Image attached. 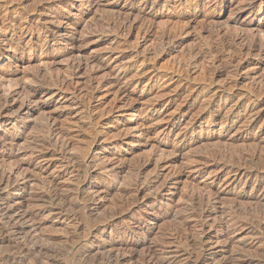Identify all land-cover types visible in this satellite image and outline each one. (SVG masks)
Wrapping results in <instances>:
<instances>
[{
  "label": "rangeland",
  "instance_id": "1",
  "mask_svg": "<svg viewBox=\"0 0 264 264\" xmlns=\"http://www.w3.org/2000/svg\"><path fill=\"white\" fill-rule=\"evenodd\" d=\"M71 70L69 89L94 92L103 115L101 142L87 157L93 131L72 91L54 83ZM176 72L181 78L170 80ZM2 73L12 79L0 78V97L10 93L0 111V178L16 185L0 208L19 212L13 220L25 223L26 235L15 240L9 219H0V264H103L104 246L132 257L128 264L151 254L152 264H192L203 255L196 244L203 235L210 264H242L243 256L264 264V0H0ZM236 111L242 120L226 122ZM47 115L72 129L66 148L46 139ZM124 136L122 150L133 152L126 158L115 144ZM159 147L178 152L174 173L189 178L177 182L171 169L148 166L149 156L166 159ZM236 154L254 156L247 165L257 184L228 182L225 164ZM82 160L87 176L74 168ZM157 176L136 196V179L144 188ZM50 192L87 214L62 213L44 200ZM191 194L217 196L218 213L196 223Z\"/></svg>",
  "mask_w": 264,
  "mask_h": 264
},
{
  "label": "bare ground",
  "instance_id": "2",
  "mask_svg": "<svg viewBox=\"0 0 264 264\" xmlns=\"http://www.w3.org/2000/svg\"><path fill=\"white\" fill-rule=\"evenodd\" d=\"M147 2V1H146ZM149 2V1H148ZM147 2V3H148ZM156 2V1H155ZM154 2V3H155ZM189 2V1H188ZM197 3V2H195ZM192 4V2H189L188 5ZM87 20V19H86ZM85 20V21H86ZM232 41V40H231ZM226 44V43H225ZM232 44V43H231ZM251 47V46H250ZM226 50H228L230 47H225ZM261 48V47H260ZM253 49L255 50L254 52H256L259 47H255L253 46ZM54 62H56V59H54ZM145 63H143L144 65ZM127 73V72H126ZM126 73H123L125 74V76L127 75ZM76 73H73V71L71 70L70 72V75L68 77H64L63 79H59L58 81H54L55 85L58 86L60 88V90H63V89H66V87L69 89L70 87L73 86V77H75ZM180 72H176V73H173L171 74L170 76V80H174L176 77H180ZM0 78L3 80V81H10L12 79V77L8 74V73H2L0 75ZM117 82H118V79H116ZM17 85V83H15V86ZM26 89H28L29 93L31 95H41L43 94L44 90L42 88H39V87H25ZM75 89V88H74ZM73 89V90H74ZM70 90V89H69ZM72 89L70 91H72V95H73V99L74 100H78V105L80 107V110L82 112V118L83 119H86L88 120V124H89V128L93 131L92 132V141H91V147H89L88 149V153L86 154L85 157H87L89 154H90V151L92 149V147L94 145H98L99 142H101V138H100V132L98 131V127H100V119L103 118V115H100L99 112H97V110L95 109V106H94V103H93V100H95L96 98V94L94 92H91L90 95H76V92L75 90L73 91ZM76 95V97H75ZM8 96H10V93L7 94L6 96H2L0 97V111H6L8 109V107L6 106L7 104V101H8ZM216 103L214 102L213 105H212V108H214L216 105ZM29 109V108H28ZM30 110V109H29ZM28 110V111H29ZM35 111V110H34ZM30 112V111H29ZM45 112V111H43ZM210 112V111H208ZM135 114V113H134ZM94 115H98L99 117H94ZM245 115V114H244ZM18 117V116H17ZM21 118V116L19 117V119ZM243 116H240L239 112L236 111L235 113H232L231 116L229 118H227L226 122H229L230 124H235V123H238L242 120ZM252 119V121L250 122L251 126H254L256 123H257V118H250V120ZM18 120V119H16ZM43 120L45 121V123L43 124V127L45 128V134H46V139L47 140H51L53 141L54 145L55 146H60L61 148H66L68 146V142L72 139L75 138V135L72 134V129L70 128H67V129H60L59 127H57L56 125H54L53 123H50L53 121V117L50 116V115H47L43 118ZM137 124L138 125H141L140 124V121H137ZM136 124V126H137ZM249 124V123H248ZM54 125V126H53ZM72 125H76V124H72ZM143 126V125H142ZM141 126V127H142ZM117 129H119L121 132L125 130V127H122V126H119ZM84 131H86L87 129H84ZM58 132V133H57ZM57 137V139H54V137ZM55 137V138H56ZM128 136H124V138H119L117 140V142L115 143L117 148H118V156L119 157H122V158H126L127 155H131L133 152L130 151H123L122 150V144L123 142L126 143L128 141L127 139ZM218 137L215 136V137H211V140H214V139H217ZM242 139H248V136H242L241 140ZM251 139V138H250ZM187 146H189V144L187 145H183L182 148H186ZM173 147V146H172ZM159 152L163 155L166 156V159H163L162 157L158 156V155H153V156H149V161L150 163L148 162V166H151V165H155V166H159L161 169L162 168H169L171 169L170 173H173V175L176 176V181L177 182H181L183 181L185 178H189V176L187 175V173L185 171H175L174 173V166H175V163L177 162L179 156H178V152L176 153L175 151H171V149H169L168 147H159ZM8 157H11L10 154L7 155ZM6 156V157H7ZM1 157V155H0ZM220 158L223 160H227V156L225 153L221 152L220 154ZM244 159H247V162L244 163ZM243 161V162H242ZM199 162V161H198ZM255 160H254V156H247L245 155V157L242 155V154H236V155H232L229 157V162L227 164H225L226 166V172H227V175L231 176L232 174V177H230V179L228 180V182H230L231 186H234V187H237L239 183H242L243 179L245 180L246 178V182L244 183L245 184H248L249 182H251L253 178V175H252V170H250L251 168L253 169V167H250L249 168V164H254ZM147 162H145L143 165H140V168H143L144 165L146 164ZM244 163V164H243ZM248 164V165H247ZM90 167V164L88 163V161L86 160H82L78 163V165L75 168V170L77 171H83L84 174H86L87 176V170L88 168ZM192 172L193 171H196L198 174H202L203 171L196 168V167H192L191 168ZM256 176V175H255ZM254 176V177H255ZM258 177V176H257ZM259 178V177H258ZM9 179V178H8ZM113 181H116L117 179V176L116 174L114 175V177L112 178ZM139 179V178H138ZM158 179V176L155 177L154 179H151L147 184L146 186L144 185L142 187H139V183H140V180H135L133 182V186H135V191L137 192L136 193V196H139L141 193H144L145 190H150V188L152 189V187L155 185V181ZM5 180V179H4ZM3 179L0 178V201H2L4 199V197L8 196L9 195V192L12 191V189L15 187L14 185H16L14 182H11L12 180L9 179V181L6 183ZM215 181L217 182V178L215 179ZM86 181L84 182H80L82 184H85ZM87 182H89V180H87ZM255 184H257L258 182V179H254L253 181ZM260 182V181H259ZM88 184V183H87ZM86 184V185H87ZM81 185V184H80ZM85 185V186H86ZM261 185V184H260ZM83 186V185H82ZM169 185H165L163 187V189L161 191H159L157 193V195L155 196V198L153 197V199L156 201L157 198L159 197H163L167 191H169ZM260 187V186H259ZM2 189L4 190H7V193H2L1 194V191ZM79 190L80 188H78L76 190V192L79 194ZM99 193V192H98ZM48 197H44V200L46 201H49L51 205L53 206H58L59 207V210L63 213V212H66V213H71L70 211H73V212H76L78 210V212L82 213V214H87L86 213V207H82L80 206L79 204L77 203H73V202H70L68 200H66L64 197H61L59 196L57 193H47ZM251 196V195H250ZM264 197V196H263ZM250 197H248L249 199ZM252 198V196H251ZM6 199V198H5ZM264 199V198H263ZM36 200V199H35ZM218 200L217 199V196H215V199H212L211 196H209L208 198L204 197L203 195H200V194H191L189 195L188 197V201L187 203L189 204V206L191 207L192 210H194V213L192 214L193 218L195 219L196 223H203L207 218H209L212 214H216L218 213V208L214 205V202ZM134 202H138V199L136 198ZM217 202V201H216ZM2 203V202H1ZM5 203V201H4ZM232 210V209H231ZM226 210H221L220 213H225ZM17 213H19L18 211L14 210L13 206L8 203H6V205H3L1 206L0 208V219H9V225L11 227V229H9V226H8V229L11 231H9V233H11V236H13L15 238V240H18L20 239V237L25 234V230H26V227H25V223L22 225L20 224L19 222H15V220H13V216L14 215H17ZM221 214V215H222ZM21 216V215H20ZM24 216V215H22ZM25 217V216H24ZM27 217V216H26ZM15 218V217H14ZM23 218V217H21ZM26 219V218H25ZM157 219V218H156ZM193 219V220H194ZM17 220V219H16ZM22 220V219H21ZM27 220V219H26ZM19 221V220H18ZM24 221V220H22ZM26 222V221H25ZM103 224H104V230H106L107 228L111 227V225L107 222V220L103 221ZM7 225V224H6ZM190 229V227H189ZM188 230L185 229V232H187ZM124 234L125 236L128 238L131 237V241H133V233L131 234V232H127V231H124ZM8 235V233H7ZM26 235V234H25ZM13 238V239H14ZM32 238V237H31ZM24 239H28V238H24ZM205 239L210 240V237L208 235H203L200 240L196 243L197 245H199V249L202 248V254L203 255H200L197 259H195V261H193L192 264H210L209 260L206 258V254L204 253L205 250H204V245H205ZM27 241V240H26ZM22 242V241H21ZM19 244V243H18ZM17 244V245H18ZM20 245V244H19ZM22 245H23V242H22ZM21 245V246H22ZM26 245V244H25ZM20 247V246H19ZM114 247V246H113ZM31 248V247H30ZM34 248V247H33ZM35 249V248H34ZM108 249L109 250V253L107 251H104V262L103 264H128L131 262V259L132 257H127L126 255L124 254H117V255H113L114 253V250L113 248H108L107 246H104L103 247V250H106ZM33 250V249H32ZM36 250V249H35ZM42 250V249H41ZM113 250V251H112ZM40 252V251H39ZM108 253V255L106 254ZM25 254V253H24ZM103 254V253H102ZM107 255V256H105ZM213 256V254H211ZM28 258V257H27ZM155 258V255L154 254H151L150 255V258L149 260H147L145 262V264H152L151 262H153V259ZM254 258V257H253ZM251 258V257H248V256H243L241 257L239 260L241 261L242 264H254V259ZM151 259V260H150ZM216 260V259H215ZM175 262H171L169 264H174ZM102 264V263H101ZM157 264H165V263H157ZM214 264V263H213Z\"/></svg>",
  "mask_w": 264,
  "mask_h": 264
}]
</instances>
